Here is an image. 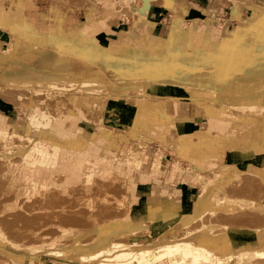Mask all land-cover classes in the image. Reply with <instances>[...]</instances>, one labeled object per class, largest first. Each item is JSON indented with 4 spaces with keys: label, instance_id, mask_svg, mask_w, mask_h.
<instances>
[{
    "label": "bare ground",
    "instance_id": "6f19581e",
    "mask_svg": "<svg viewBox=\"0 0 264 264\" xmlns=\"http://www.w3.org/2000/svg\"><path fill=\"white\" fill-rule=\"evenodd\" d=\"M141 2L142 5L138 4L137 0H127L123 9L131 10L134 14L140 12L146 15L151 5L156 3L152 1L144 3L143 0ZM2 51L0 48V105L5 100L4 93L1 92L8 86L23 85L31 87L35 92L43 90L52 97L57 96L58 91L65 88L71 96L69 101L78 106L91 103V94L105 90L93 80L74 78L71 75V56L68 54L45 46L28 44L19 38L15 39L10 48H4V52ZM84 53L95 60L99 59V52L91 46ZM139 60V70L135 63L130 64L127 61L112 63L109 61L106 64L112 66L115 76L124 74L126 77H139L142 73L141 59ZM168 61L169 57L164 61V69L174 79L203 81L209 78L206 69L209 65L200 60L193 62L184 51L178 53L176 68H171ZM124 65L128 66L125 72ZM157 74L158 66L155 65V76ZM263 76L264 70L252 75L248 72L241 79L244 87L252 83L248 102L264 95V81H261ZM62 82L69 84L65 86L61 84ZM140 85V81H136L122 84V87L125 90ZM95 99L101 100L103 97L96 96ZM126 100L134 102L135 115L131 125L122 126L137 132L139 125L145 127L147 118L145 114L148 111L141 106L143 103L140 104L132 98ZM64 102L63 99L57 100L55 106L56 108L59 106L60 110L57 108L56 111H49L39 106L36 98L29 99L28 124L24 133L17 131V124L14 129L9 116L0 111V169L4 171L0 173V215L3 216L0 219H4L0 220V256L10 259L11 264H48L42 260L43 256L51 257L54 262L62 259L74 264H259L264 261V224L259 227H244L240 226L238 221L232 222V218H228L227 221L221 220L224 216L220 214L223 211L234 212L239 206H245L244 200L236 194L225 192L226 188L221 183L223 180L229 176L247 175L255 181L248 184V188L255 190L259 188L260 182L264 183V171L248 170V166L237 163L223 166L218 177L203 183L189 207L178 203L182 199V190L179 187L170 192L171 208L164 209L162 196L168 194L167 190L155 197L149 193V187L142 184L145 172L139 180L134 179V171H142V166L149 157L147 158L146 153L139 147L126 145L123 135L115 137L111 132L112 124H118L115 117L117 108L112 104L106 105L105 116L95 121L99 129L88 134L83 124L69 126L67 120L77 116L86 122H93L90 116L82 110L79 112L62 110ZM94 103L96 106L97 101ZM147 105L150 108V116H166L176 125L177 119L168 111L167 100H157ZM203 109L210 120L239 118L237 111L231 108L223 109L205 103ZM111 115H115L114 118L110 117ZM246 115L243 113L240 118L244 119ZM164 125L170 127V124ZM183 136L192 139L193 133ZM201 136L204 139L209 137L207 133L203 135L200 132L199 137ZM82 137L93 142L101 140L104 147L109 149V155H85L80 146ZM156 141H163V145H166L164 144L166 140ZM160 145L162 146V143ZM183 154L186 156L184 150ZM191 160L195 163L200 162L196 159ZM65 161L76 166L77 177L81 173L82 179L86 182L85 188L81 191L82 197L85 198L83 203H87V194L92 184L117 187L120 186L119 183L132 186L136 202L133 207L122 209L124 212L122 218L115 217L103 223L97 220L93 222L90 227L96 225L97 230L91 233L93 235L88 240L80 239L79 234L73 232L70 227L65 234L53 240L35 241L31 234H25L30 227L21 224L26 220V216L34 212L32 193L35 187L49 180L44 176L45 172L55 171V167L61 168ZM210 162L212 160L208 159L207 164ZM155 163L151 172L147 173L153 180L158 179L163 170L160 163L157 165ZM173 170H179V165ZM16 171L19 179L26 184L22 183L12 190L8 184L14 180L13 175ZM194 171L197 172L195 169ZM193 175L198 178L196 173ZM63 177L65 180L62 173L61 179ZM99 180L101 181L98 182ZM249 202L250 207L264 209L263 202L258 199H250ZM170 216L172 217L166 219ZM180 221H183L182 231H178L174 236H167V231ZM144 230H148L149 235L142 240L140 232ZM234 233L252 235L254 241L236 245ZM66 237L70 239L66 240ZM128 237L131 238L130 241L126 240ZM17 252L29 256L24 261L18 260L15 258Z\"/></svg>",
    "mask_w": 264,
    "mask_h": 264
},
{
    "label": "crops",
    "instance_id": "0c3cea01",
    "mask_svg": "<svg viewBox=\"0 0 264 264\" xmlns=\"http://www.w3.org/2000/svg\"><path fill=\"white\" fill-rule=\"evenodd\" d=\"M81 1L87 5L88 15L82 21L77 20L78 26L75 27L76 21L71 11L53 3L43 0H0V45L10 42L14 34L15 39L28 44L70 55L71 75L80 80H93L107 88L109 96L116 97L111 98V104L117 108V115L124 123H132L135 114L134 102L131 105L119 99L132 98L127 97V89L124 90L122 84L140 81V89L147 94L140 101L143 102L141 106L148 112L145 114V127L139 125L137 132L144 131L153 138L164 135L165 118L150 116L147 104L151 103V98L167 100L168 111L174 115L180 127L179 135L201 129L198 125L207 120L210 121L209 127L214 126L215 131L206 139L207 145L197 143L190 147L189 156L192 159L205 160L215 154L218 156L217 148L228 142L229 149L223 152V158L248 166V170L264 171V95L248 102L252 83L244 87L240 82L248 72L252 75L264 70V0H143L144 3L152 1L157 4L151 5L147 16L140 14L130 22L100 18L92 13L97 3ZM126 2L104 0L102 5L122 11ZM82 13L85 14L84 11ZM218 19L225 31L215 34ZM14 43L15 40L6 48ZM90 46L99 52L98 60L84 53ZM2 50L4 52V48ZM179 51L186 52L193 62L200 60L207 63L208 80L174 79L167 74L164 61L169 57L170 67L176 68ZM139 59L142 64L139 77L115 76L112 66L106 64L109 61H127L135 63L139 70ZM155 65L158 66L157 76ZM127 69L128 66L124 65V72ZM261 81H264V76ZM137 92L139 94V89ZM105 103L106 100L102 109L107 110ZM202 103L236 110L239 118L231 119L239 122L237 125L242 128L241 134L226 133L228 129L234 131L228 122L205 117ZM89 104L88 108H92ZM243 113L247 114L244 119L240 118ZM86 128L90 130L89 126ZM98 129L97 126L94 132ZM111 132L115 137L123 135L114 127ZM80 146L85 155H109V149L104 147L101 140L93 142L82 137ZM211 147L213 150H210ZM149 189V193L155 195L153 189ZM161 189L169 191L170 186ZM194 189L188 184L181 189L184 207L192 204V197L196 194L192 192ZM166 197L168 194L162 196V205L164 209H170L171 200ZM179 227V223L171 227L167 236L175 234ZM83 233L84 236L87 234ZM233 238L238 244L254 241V236L241 233H234Z\"/></svg>",
    "mask_w": 264,
    "mask_h": 264
},
{
    "label": "rangeland",
    "instance_id": "374dc122",
    "mask_svg": "<svg viewBox=\"0 0 264 264\" xmlns=\"http://www.w3.org/2000/svg\"><path fill=\"white\" fill-rule=\"evenodd\" d=\"M43 1L53 3L62 9L71 11V14L74 16L76 21L75 27L78 26L79 21L84 20L85 17H87L88 15L87 5L81 0ZM91 2L97 3L92 13L100 18H108V21L119 20L130 22L134 20V18H136L138 15L143 14L140 12L134 14L131 10L125 11L123 9L121 11L113 7L104 6L102 5L103 0H91ZM137 2L140 5L143 4L141 0H137ZM82 11H84L85 14H81ZM145 16H147V14ZM215 25V34H219L225 31L224 25L221 21L215 22ZM106 27L107 26H105L103 30L106 29ZM12 35V40L6 44H1V48L9 47L12 44L13 40H15V35ZM61 84L66 86L69 83L62 82ZM140 87L126 88L127 91L125 93L127 97H132V99L137 100L138 103L142 104L143 102L140 101H142L143 97L147 94L144 93L143 90L140 89ZM30 89L31 87H26L23 85L19 87L8 86L6 90L1 92L4 93L3 96L5 100H3L0 105V111H3L9 116V121H11V125L14 129L15 125H18L16 126V128L19 133H24L26 130L28 124L27 104H29V99L32 98H36L38 105L48 109L49 111H56L57 108L58 110H60L59 106L57 108L55 106L56 101L59 99H63L65 101V104L61 107V109L64 111L79 112L82 109V111H84L86 114H89L93 122H86L82 118L72 116L69 120H67V124H69V126L83 124L85 128L88 126L90 127V130L86 129V131L92 132L97 129L95 121H98L101 117L105 116L107 112V110L102 109L103 101L106 100L107 103L105 104L107 105L112 103V99L108 97L109 91L107 88H105L104 91H101L98 94H91L90 102L93 106L92 108H88L87 105L90 104L83 103L81 105L84 106L86 104L85 107L80 108L76 103H71V100L68 102L67 99L69 98L70 94L65 88L59 90L57 96L54 97L48 96L44 93L43 90L35 92L33 91L34 89ZM137 89H139V94L137 92ZM23 92L26 93L23 94ZM96 96H102L103 99H95ZM154 99L155 98H151V103L157 101ZM120 100L125 101L131 105L133 104V101H129L124 98H121ZM94 101H97L96 106H94ZM204 104L205 103H202V105ZM114 116L115 115H111L110 117L114 118ZM115 117L118 124L114 123L112 124V127L116 128L117 130H120L123 133V136L125 137L124 139H126L125 144H128L129 146L139 147V149L143 150L146 153V157H149L143 164L142 171H134V179L139 180L142 173L145 172L146 174L144 175L142 184L153 189V194H155V197L159 196V192L163 193L164 190H162L161 187L170 186V190L166 193H168V197H171L170 192H174L179 187H181L182 189L184 186H186V184L195 187L192 192L198 194L205 181L213 179V177H218V175L221 173V168L223 166H228L232 164V162H229V159L227 157L223 158L222 156V154L227 152L229 149L228 142L224 143L220 148H217V152H219V155L217 156L215 154L214 156H211L210 159H212V162L208 164V159H202L199 163H195L193 160H191L192 158L189 156V150L192 145L197 143L207 145V138L204 139L202 136L199 137V133L201 132L203 135L207 133L209 135L212 134L213 131H215L214 127L208 126L210 124L209 120L205 121V123H200L198 125V128L202 127L201 130L198 129L193 132L192 139H188L186 136L179 135L180 127L177 126V124L175 125L170 118L162 116L166 120L165 123L170 124V127L168 128L166 127V125H163L165 130L164 135L161 138H153V135L150 134V136L144 131L135 132L131 128L128 129L122 126H129L132 123L122 122L119 119L118 115H116ZM223 121L228 122L231 127V130H234L230 131L228 129V132L226 133L231 134L230 132H233L236 135L241 134L242 128L241 126L237 125L239 122L234 119L228 118ZM207 130L210 131L204 132ZM156 140H166L164 142V144L166 145H163V141H160L162 143V147L160 145L161 143ZM216 144L217 143H215V146ZM161 150L163 151L161 152ZM183 150L185 151L186 156L183 154ZM210 150H213V148L211 147ZM154 163L156 165L160 163L161 169H163L162 173L159 175V178L155 180H153L151 176L147 174L149 173V171L151 172ZM174 165H179V170H173L175 168ZM194 169L197 172H195ZM1 170L2 169H0V173H3L4 171ZM75 171L76 166L69 165V163L65 161L64 165L61 168L55 167V171L44 173V176L48 177L50 181L45 180L43 184H40L34 188V191L32 193L34 212L26 216V220L21 224L30 227L28 231H25V234H31V237L33 236V239L35 241L53 240L61 236L63 233L65 234L67 229H69L70 227H72L73 232L80 234V239L84 238L85 240H88L93 235L91 233H94L97 230L96 225L92 226V228L90 227L93 222L97 220L99 221V223H103L115 217L122 218L124 214L122 209L124 207H133L134 203L136 202L133 190L131 189L132 186H126L125 183H119L120 186L117 187H104L101 186V184L100 186L99 184H92V188L87 194V203H83V200L85 198L82 197L81 191L85 188L86 182H84V180L82 179L81 173H79L77 177ZM62 173L65 175V180L64 177L63 179H61ZM194 173L198 175V178L193 175ZM13 176L14 180L10 181L8 184L9 189H16L18 186L22 185V183L26 184L25 182H22V180L19 179L17 171L14 173ZM95 178L99 177L95 176ZM100 181L101 180H99L98 182ZM251 182L254 183L255 181L250 179L247 175L239 177L229 176L221 182L223 183L222 186H225L226 188L225 192L234 193L236 194V196L240 197L245 202L244 207L239 206L234 212L223 211L222 213H220L222 216H224L221 220L227 221L229 220L228 218H232V222L236 223V221H238V223L240 222V226L244 227H259L264 224V209H258L256 207L253 208L249 205L250 199H258V201H261L264 204V183L260 182L258 189L250 190L248 188V184H251ZM105 192H108V194H105ZM196 194H194L192 199L195 198ZM149 198L150 197L148 196V201ZM179 202H181V200H179L178 203ZM0 217L2 218L3 216L0 215ZM171 217L172 216L166 217V219H169ZM182 222L183 221H180L179 224H182ZM181 228L182 227H179L178 231H182ZM83 232H86L87 234L89 233L90 235L86 237L87 234L84 236ZM176 233L172 235L170 234V236H174L176 235ZM140 234L142 240H144L145 238H148L147 235H149V232L148 230H144L140 232ZM65 239L68 240L70 238L66 237ZM126 240L130 241L131 238L128 237L126 238ZM234 242L236 245H238L237 240H235ZM17 253L18 255H15V258L18 260L23 259L24 261L25 258L29 256L28 254H22L21 252ZM42 260L48 264H74L68 263L62 259H59V261L54 262L53 260H51V257L48 256H43ZM0 264H11V260L0 256ZM259 264H264V261L260 262Z\"/></svg>",
    "mask_w": 264,
    "mask_h": 264
},
{
    "label": "built area",
    "instance_id": "2783aa9c",
    "mask_svg": "<svg viewBox=\"0 0 264 264\" xmlns=\"http://www.w3.org/2000/svg\"><path fill=\"white\" fill-rule=\"evenodd\" d=\"M218 21H220V19H218Z\"/></svg>",
    "mask_w": 264,
    "mask_h": 264
}]
</instances>
